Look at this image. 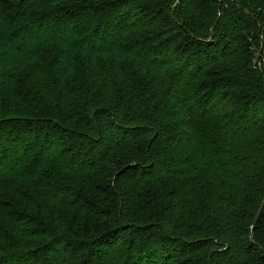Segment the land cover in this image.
Instances as JSON below:
<instances>
[{
  "label": "trees",
  "instance_id": "trees-1",
  "mask_svg": "<svg viewBox=\"0 0 264 264\" xmlns=\"http://www.w3.org/2000/svg\"><path fill=\"white\" fill-rule=\"evenodd\" d=\"M234 1L0 0V264H264V0Z\"/></svg>",
  "mask_w": 264,
  "mask_h": 264
},
{
  "label": "water",
  "instance_id": "water-1",
  "mask_svg": "<svg viewBox=\"0 0 264 264\" xmlns=\"http://www.w3.org/2000/svg\"><path fill=\"white\" fill-rule=\"evenodd\" d=\"M218 3H219V1H218ZM233 3H234V5H236L237 7H239V9H240L241 11H244V10H243V9L237 4V2H235L234 0H233ZM257 59H258V61L260 60L259 55H258Z\"/></svg>",
  "mask_w": 264,
  "mask_h": 264
}]
</instances>
